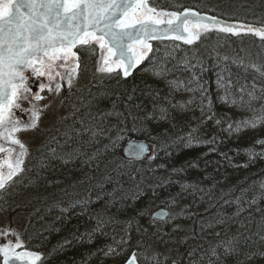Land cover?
Wrapping results in <instances>:
<instances>
[{"label": "trees", "instance_id": "obj_1", "mask_svg": "<svg viewBox=\"0 0 264 264\" xmlns=\"http://www.w3.org/2000/svg\"><path fill=\"white\" fill-rule=\"evenodd\" d=\"M148 3L264 23V0ZM90 74L6 184L21 249L38 264H264V39L201 32L153 43L129 77ZM130 138L152 154L126 158Z\"/></svg>", "mask_w": 264, "mask_h": 264}, {"label": "snow or ice", "instance_id": "obj_2", "mask_svg": "<svg viewBox=\"0 0 264 264\" xmlns=\"http://www.w3.org/2000/svg\"><path fill=\"white\" fill-rule=\"evenodd\" d=\"M212 30L239 35L245 28L216 17L202 16L191 9H184L183 12L158 11L149 6L148 0H0V141L19 146L15 165L8 164L7 175L0 172V189H4L13 176L24 170L22 157L26 149L15 133L22 128H36L40 117L35 101L43 97L34 94L30 98L27 95L31 89L27 85L29 78L25 75L26 71L31 69L37 76L48 75L50 81L56 76L67 79L70 88L72 77L80 67V57L73 49L79 46L87 52L94 45H99L101 50H107V54L102 51V63H98L97 71L111 73L115 65L128 76L145 54L142 51L136 55L135 46L151 50L147 40L168 37L191 45L200 38L201 32ZM246 31L264 39V28L249 26ZM56 61L61 62L56 65L57 68L67 65L68 70L63 74L57 71L53 75L50 69ZM38 64L40 67H37ZM45 87L44 84L39 85L41 91ZM47 87L49 91L59 92L61 84L56 83L55 89L51 84ZM25 100L33 103V109L28 122L22 123L15 110L24 111L21 102ZM6 151L8 149L0 144V153ZM12 151L16 152V149ZM130 151L138 156L143 146L134 145ZM166 215L164 212L156 213L154 219ZM230 250L226 249V252ZM10 251V245L0 247L4 264L13 259ZM24 256L33 258L30 264L40 259L39 255L30 252L17 254L15 259ZM135 259L133 254L129 264H135Z\"/></svg>", "mask_w": 264, "mask_h": 264}, {"label": "flooded vegetation", "instance_id": "obj_3", "mask_svg": "<svg viewBox=\"0 0 264 264\" xmlns=\"http://www.w3.org/2000/svg\"><path fill=\"white\" fill-rule=\"evenodd\" d=\"M73 51H76L78 56L80 57L79 60L80 67L77 69L76 74L72 77V84L70 88L68 86L67 79L62 80L59 76H56L54 80L50 81L48 75L37 76L35 73L31 71V69L26 71L25 75L28 76L29 78L27 81V85L31 89V91L27 93V95L30 98L34 94H38L43 97L42 100L35 101V105L38 109H43V105L45 103H48L53 97L70 94L75 88L82 86L81 78L83 80L89 79L91 77L90 75H92L90 74V71L91 70L93 71L94 68H97L98 63H102V58H101L102 51L105 55L107 54V50L106 49L101 50L99 48V45H94L93 48L89 49L87 52L83 51L79 46L73 49ZM60 63H61L60 61H56L53 63V66L50 69L53 75H55L57 71L63 74L68 70L67 65L65 67L57 68L56 65ZM37 67H40V65L38 64ZM41 70L43 71L45 69H41ZM56 83L61 84L60 91L59 92L49 91L47 85L51 84V87L55 89ZM40 84L46 85L43 91H41L39 88ZM21 106L24 109V111L15 110L16 116L21 120L22 123L28 122L30 112L33 109V103L30 102V100H25L21 102ZM5 148L8 149V151H6L5 153H0V168L2 169L3 173L7 175L9 171L8 164L12 163L13 165H15L13 160V155L15 156L17 150L16 152H13L12 147H5Z\"/></svg>", "mask_w": 264, "mask_h": 264}, {"label": "rangeland", "instance_id": "obj_4", "mask_svg": "<svg viewBox=\"0 0 264 264\" xmlns=\"http://www.w3.org/2000/svg\"><path fill=\"white\" fill-rule=\"evenodd\" d=\"M81 80H82L81 81L82 84L83 83L87 84L89 82L88 81L89 79L83 80L81 78ZM65 96L67 95H64V96L60 95L57 97H53L48 103H45L43 105V109H39L40 117H39V120L37 121L36 128L34 129H23L22 128L21 131H19L18 133H15V136L25 145V149H26L25 154L22 157L24 161L22 165L23 168L25 164L31 158L33 151L36 148L40 147L45 142L50 131L52 130L54 125H56L58 119L60 118V115L62 113L64 115H67L69 113V110L61 109V103L63 102V98ZM0 144H3L4 147H12L17 150V152L15 153V156L13 155V160L15 163V158L19 151V146L12 145L8 141H0ZM10 200H11L10 191H8L7 188L0 189V208H1V205L9 203ZM25 226L26 224L21 220H17L14 223H11L7 218H0V246L2 247L7 237H11L12 240L20 243V239L25 229Z\"/></svg>", "mask_w": 264, "mask_h": 264}, {"label": "water", "instance_id": "obj_5", "mask_svg": "<svg viewBox=\"0 0 264 264\" xmlns=\"http://www.w3.org/2000/svg\"><path fill=\"white\" fill-rule=\"evenodd\" d=\"M185 9H191L192 11L194 12H198L200 15L202 16H206V17H216L217 19L223 21V22H226L228 24H233V25H236L237 27H240V26H244L245 30H242L240 34H253L255 35L256 37H258L259 39H261L259 36H257L254 32H248L246 31V28L247 27H252L254 29H261V28H264V23L261 24V23H254V22H244V21H240V20H235V19H227V18H224V17H220L218 15H214L212 13H208V12H201V11H198L194 8H185ZM184 10V9H183ZM183 10L181 11H174V12H183ZM139 14V13H138ZM160 27H164V25H161ZM229 34V33H228ZM185 35H187L185 33ZM233 35V34H231ZM234 36H237V35H234ZM170 40H177V39H173L171 37H168V38H164V39H149L146 41V43L150 44L151 45V50H152V47H153V43L155 42H159V41H170ZM177 41H180V42H184L183 40H177ZM75 49V48H74ZM151 50H143L139 45L135 46V53L136 55H140L141 52L143 51L145 54L143 55V58L140 60L139 64H137L134 68L131 69V72H130V75H132L133 73L137 72L140 67L142 66L144 60L146 59V56L148 53H150ZM112 59H115V57H112ZM113 68L115 69L113 72H116V71H121L122 75L124 77H129L130 75L128 76H125L123 74V70L116 67L115 65H113ZM134 145H141L143 146V151L140 155L136 156L134 155L130 149L132 146ZM153 152V144L150 143L149 141L145 140V139H136V138H130L128 140V142L126 143L124 149H123V154L126 158L128 159H132V160H140V159H143L145 158L146 156L152 154ZM0 172H3L2 169L0 168ZM160 212H164L166 213L167 215L164 216L163 218L161 219H154V214L156 213H160ZM170 215V210L167 209V208H158L156 209L153 213H152V218L154 220H164L166 218H168V216ZM18 242L12 240L11 237H7L2 245V247L4 248H7L9 245L11 246V251L9 252V255L13 257V259L9 260V264H30V262L32 261V257H22L21 259H15V257L17 256V254H23L25 252H30V253H35L37 255H39L40 257V254L37 253V252H33V251H26V250H22L21 249V244L19 247H17ZM1 256H2V264H4V255L3 253H1ZM133 256V255H132ZM130 256L129 259L123 263V264H129V260L130 258L132 257ZM136 259H135V264H141L140 261H139V258L137 255H135ZM40 260V259H39ZM39 260H36L35 261V264H38ZM170 264H182L180 261H172Z\"/></svg>", "mask_w": 264, "mask_h": 264}, {"label": "bare ground", "instance_id": "obj_6", "mask_svg": "<svg viewBox=\"0 0 264 264\" xmlns=\"http://www.w3.org/2000/svg\"><path fill=\"white\" fill-rule=\"evenodd\" d=\"M174 261H178V260H174ZM171 263V262H170Z\"/></svg>", "mask_w": 264, "mask_h": 264}]
</instances>
